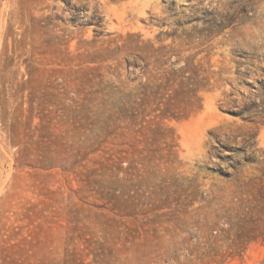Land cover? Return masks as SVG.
<instances>
[{
	"label": "rangeland",
	"instance_id": "1",
	"mask_svg": "<svg viewBox=\"0 0 264 264\" xmlns=\"http://www.w3.org/2000/svg\"><path fill=\"white\" fill-rule=\"evenodd\" d=\"M0 264H264V0H0Z\"/></svg>",
	"mask_w": 264,
	"mask_h": 264
}]
</instances>
